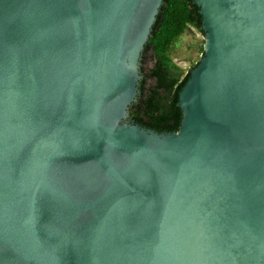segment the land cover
Instances as JSON below:
<instances>
[{
  "label": "water",
  "instance_id": "water-1",
  "mask_svg": "<svg viewBox=\"0 0 264 264\" xmlns=\"http://www.w3.org/2000/svg\"><path fill=\"white\" fill-rule=\"evenodd\" d=\"M163 2L0 0V264H264V0H192L172 133L130 116Z\"/></svg>",
  "mask_w": 264,
  "mask_h": 264
},
{
  "label": "trees",
  "instance_id": "trees-1",
  "mask_svg": "<svg viewBox=\"0 0 264 264\" xmlns=\"http://www.w3.org/2000/svg\"><path fill=\"white\" fill-rule=\"evenodd\" d=\"M190 28L203 35L201 17L192 0H164L145 49V53H151L153 65L140 82V96L130 108L134 124L157 133L178 131L181 121L178 94L189 78V71L173 63L169 53L175 41ZM148 82L153 84L147 87Z\"/></svg>",
  "mask_w": 264,
  "mask_h": 264
},
{
  "label": "rangeland",
  "instance_id": "rangeland-1",
  "mask_svg": "<svg viewBox=\"0 0 264 264\" xmlns=\"http://www.w3.org/2000/svg\"><path fill=\"white\" fill-rule=\"evenodd\" d=\"M203 45V35L194 28H190L175 41L170 49L169 55L173 63H175L183 71H188L193 68L201 58ZM143 59L142 64L147 70V74H145L146 76L153 64L150 60L149 53H146ZM152 84L153 82H148L147 87Z\"/></svg>",
  "mask_w": 264,
  "mask_h": 264
},
{
  "label": "built area",
  "instance_id": "built-area-1",
  "mask_svg": "<svg viewBox=\"0 0 264 264\" xmlns=\"http://www.w3.org/2000/svg\"><path fill=\"white\" fill-rule=\"evenodd\" d=\"M189 71V70H188Z\"/></svg>",
  "mask_w": 264,
  "mask_h": 264
}]
</instances>
